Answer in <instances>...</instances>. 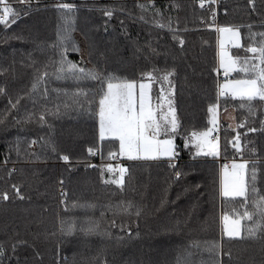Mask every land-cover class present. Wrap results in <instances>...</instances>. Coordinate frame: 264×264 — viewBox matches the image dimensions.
<instances>
[{
  "label": "trees",
  "instance_id": "obj_1",
  "mask_svg": "<svg viewBox=\"0 0 264 264\" xmlns=\"http://www.w3.org/2000/svg\"><path fill=\"white\" fill-rule=\"evenodd\" d=\"M202 1L204 8L195 0H30V7L7 0L19 18L0 24V116L7 113L0 194L9 197L0 199V264H264V239L244 231L251 221H241L243 238L224 235L222 216L236 218L233 210L243 209L241 198L220 196V160L247 162V180L255 165V187L264 195V103L252 101L250 112L246 100L220 99V112L235 111V126L217 124L219 156H195L188 143L210 129L209 108L220 105L217 28L239 30L242 47L231 51L242 63L251 55L246 47L264 40V0ZM60 3L73 5L71 13L58 10ZM61 53L77 69L149 82L154 104L167 87L178 121L172 166L169 159L110 160L119 142L99 137V82L78 72L56 79ZM168 72V81L158 79ZM18 99L12 108L9 101ZM58 105L59 115L51 114ZM29 113L35 117L26 121ZM40 113H48L43 123ZM119 167L121 184L113 183ZM256 195L249 184L250 209ZM87 220L98 222L101 234L80 231ZM61 221L76 230L61 232Z\"/></svg>",
  "mask_w": 264,
  "mask_h": 264
},
{
  "label": "snow or ice",
  "instance_id": "obj_2",
  "mask_svg": "<svg viewBox=\"0 0 264 264\" xmlns=\"http://www.w3.org/2000/svg\"><path fill=\"white\" fill-rule=\"evenodd\" d=\"M21 4H27L30 7V0H19ZM251 2V0H250ZM203 6V4L201 5ZM58 10H65L71 13L73 5L67 3H60L56 5ZM106 16H111L110 11L105 12ZM17 11L7 2V0H0V24L9 26L10 23H15L18 19ZM217 31L221 34L219 41V67L223 70L225 77L224 83L218 85V96L230 95L233 99H240L241 101L249 102V111L251 112V102L259 100L264 103V40L258 46H247L245 51L250 53V56H245L241 63V57L232 56L226 49V40L231 43L233 47H242L240 43V34L238 31L231 27H218ZM264 36V33L261 34ZM182 44L183 41H180ZM78 51V49H74ZM66 51V49H65ZM77 72L80 75L86 76L88 79L98 81L100 85L99 99H98V112L99 117V137L101 140L110 138L119 142V155L127 156L129 159H156L161 156L168 157L170 166L171 159L177 155L173 137L177 133V120L174 115L171 100L167 101L168 111L164 112V101L166 96L162 93L159 97L161 103L153 106L149 96L150 84L141 82L139 83V93L137 97V82L135 80L121 79L113 75H101L94 70L85 71L83 68L77 69V65L68 61L66 56L61 53L59 66L56 68L54 75L56 79L66 78V75L75 77ZM242 73L243 76L239 78H229L232 73ZM173 73L168 72L158 79L168 81L169 76ZM48 75L47 72L43 73L33 84V90L38 87V84L44 81ZM149 80L154 79L153 73L144 74ZM170 83V82H169ZM0 89V92H3ZM80 93H76L79 97ZM85 101L91 105L93 101ZM12 108L16 107L19 99L13 104L9 101ZM73 103L76 105L81 104L79 99H74ZM59 105L53 115H59ZM65 108L68 105H64ZM244 107V104H241ZM210 113H215V108H209ZM48 113H40L38 119L41 123L45 122V116ZM35 114L29 113L26 121H31ZM171 117V118H169ZM7 119V113L0 116V123ZM19 122V121H17ZM213 125L216 124L215 115L211 121ZM264 123V122H262ZM241 127L244 126L242 123ZM209 129L203 133H193L195 139V146L198 149V154L216 156L218 155L217 144L208 139L211 131ZM249 131L255 132V128H249ZM161 137H164L161 139ZM207 147L208 151H204ZM92 149L89 152L92 153ZM110 156L116 155L110 152ZM64 161H68V156L61 157ZM111 170V166H109ZM125 169L121 168V176ZM248 175L247 162L233 163L231 171L228 166L224 165L222 173V180L220 184V196L222 198H241L240 207L242 211L234 209L233 215L235 219L230 218L228 214H224L221 218L223 225L224 235L230 238H243L241 236V221H251V225H245L244 231L249 239L262 238L264 239V195H259L255 187L257 176V169L255 165L251 169L250 180H247ZM179 176V173H177ZM123 181L114 180L113 183L121 184ZM251 184V191L257 193L256 197L252 200L251 209L248 207V190ZM16 195L21 199L20 190L13 185ZM8 194H0V199L8 200ZM75 206V205H74ZM80 207L91 208V204H81ZM119 207V206H118ZM132 207L128 204L124 211ZM139 215V210H137ZM99 224L93 220H87L81 225L80 231L85 234L99 235ZM76 230L75 224H65L61 221L60 231L66 234H71ZM107 235V233H104ZM216 245H212L215 249ZM15 252V245L12 247ZM5 256V249L0 246V259Z\"/></svg>",
  "mask_w": 264,
  "mask_h": 264
},
{
  "label": "rangeland",
  "instance_id": "obj_3",
  "mask_svg": "<svg viewBox=\"0 0 264 264\" xmlns=\"http://www.w3.org/2000/svg\"><path fill=\"white\" fill-rule=\"evenodd\" d=\"M233 29L239 32L238 29H236V28H233ZM239 34H240V32H239ZM220 39H221V34L218 32V59H219V51H220V47H219V41H220ZM240 43H241V37H240ZM228 47H230L231 50L236 48V47H233V45H232L231 43L227 42V40H226V49H227V51L232 55V51H231V50H228ZM218 70H222V69H220V67H219V62H218ZM234 73H235V72H234ZM234 73H233V74H234ZM229 78H233V77L231 76V77H229ZM224 80H225V79H224ZM224 80H222L220 84L224 83ZM139 83H141V82H139ZM139 83H137V97H138V93H139V87H138V86H139ZM144 83H148V84H150L149 82H144ZM151 88H152V87H151V84H150L149 96H150V99H151V103H152V105H153V106H156L157 104L161 103V101L159 100V102H158L157 104H154V103H153V98H152V94H151ZM162 89H163V94L166 96V99H165V101L163 102V103H164V109H163V110H164V112L166 113V112L168 111L167 101H168L169 99L171 100V92L167 89V87H166L165 85H161V93H162ZM228 96H230V95H228ZM218 98H219V103H220V105H218V110H217V111L215 110V113L212 114V119H213V116L215 115L216 124L213 125V124L211 123V127H210V129H213V130L211 131V133H210V135H209V137H208L209 140H211L212 135H213V134L215 133V131H216V127H217V123H218V116H219V113H220V111H221V110H219V108H220V106H221V101H220L221 98H220L219 96H218ZM221 100H222V99H221ZM171 104H172V100H171ZM172 108H173V105H172ZM173 109H174V108H173ZM174 115H175V110H174ZM169 118H171V117H169ZM175 118H176V115H175ZM212 119H211V121H212ZM176 120H177V118H176ZM177 124H178V121H177ZM163 138H164V137H161V139H163ZM106 139H110V138H106ZM211 141H212V140H211ZM190 142H191L193 148L195 149V156H199V157L210 156V155H204L203 153H199V154H198V149H197V147L195 146V139H194L193 136L191 137V140L188 141V143H190ZM212 142L217 144L218 155H216V156H210V157H217V156H219L220 145H219V142H218V141H212ZM204 151H208L207 147L204 148ZM119 156L121 157V159H123V160H125V161H136V160L154 161V160L169 159L168 157H163V156H161V157H159V158H156V159H129L127 156H121V155H119ZM234 163L239 164V163H244V161L239 160V161H236V162H234ZM121 168H122V167H119V168H118V173H119V175H118L117 177H115L114 180H121V179H122V181H123V175L121 176V172H120V169H121ZM223 170H224V167L221 169L220 184H221V180H222V173H223ZM228 170L231 171V167L228 168ZM246 179H247V177H246ZM238 198H239V197H238ZM229 199H231V198H229ZM230 218H233V217L230 216ZM233 219H235V218H233ZM222 228H223V225H222ZM241 233H242V226H241ZM225 236H226V235H225ZM226 237H228V236H226ZM228 238H230V237H228Z\"/></svg>",
  "mask_w": 264,
  "mask_h": 264
},
{
  "label": "built area",
  "instance_id": "obj_4",
  "mask_svg": "<svg viewBox=\"0 0 264 264\" xmlns=\"http://www.w3.org/2000/svg\"><path fill=\"white\" fill-rule=\"evenodd\" d=\"M195 2H196L198 5H200V6L203 4V6H201V7L204 8V3H203L202 0H195ZM228 50H231V48L228 47ZM218 77H219V80H224V79H225V77H224V75H223V70H219V71H218ZM230 77H231V75H230ZM219 97L222 98V97H225V95H220ZM220 135H221V126L219 125V126L217 127V129H216V132L214 133V135L212 136L211 139H212L213 141H216V140L220 137ZM94 156L97 157L98 154L95 153ZM110 160H111L112 162H116V163H119V164L124 163V161L121 159V157H120L118 154H116V155H114V156H111V157H110ZM220 163H221L222 166H223V165H227V166L230 168L234 162H232V161H230V160H228V161H226V160H220Z\"/></svg>",
  "mask_w": 264,
  "mask_h": 264
},
{
  "label": "crops",
  "instance_id": "obj_5",
  "mask_svg": "<svg viewBox=\"0 0 264 264\" xmlns=\"http://www.w3.org/2000/svg\"><path fill=\"white\" fill-rule=\"evenodd\" d=\"M218 123H225L233 128L235 126V111L233 109H227L220 112L218 116Z\"/></svg>",
  "mask_w": 264,
  "mask_h": 264
}]
</instances>
